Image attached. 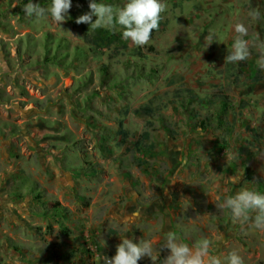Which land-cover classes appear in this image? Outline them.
<instances>
[{
    "label": "rangeland",
    "instance_id": "obj_1",
    "mask_svg": "<svg viewBox=\"0 0 264 264\" xmlns=\"http://www.w3.org/2000/svg\"><path fill=\"white\" fill-rule=\"evenodd\" d=\"M162 2L159 30L136 47L119 27L101 45L99 28L77 24L89 0H71L60 27L26 17L28 0H0V264H103L123 238L151 242L138 264H163L169 232L209 239L222 264L233 251L264 264V231L221 207L264 195V0ZM237 23L249 57L224 63Z\"/></svg>",
    "mask_w": 264,
    "mask_h": 264
},
{
    "label": "clouds",
    "instance_id": "obj_2",
    "mask_svg": "<svg viewBox=\"0 0 264 264\" xmlns=\"http://www.w3.org/2000/svg\"><path fill=\"white\" fill-rule=\"evenodd\" d=\"M70 8L71 0H51L47 9L28 0L22 10L28 18L34 17L37 20L50 18L52 23L60 27L65 22ZM165 11L166 5L162 0H127L123 7L116 9L97 0H89V12L78 17L75 22L89 24L91 30L119 27L123 29L122 38L125 41H130L136 47H143L150 41L152 32L159 30L162 13ZM248 16L253 20H259V9L253 8ZM233 30L232 50L226 55L224 63H237L249 57V41L244 39L248 34L247 27L237 23ZM204 40L207 48L213 43L214 35L210 32ZM259 51L257 66L264 71V42L260 44ZM233 182L237 183L236 180ZM221 207L227 208L231 218L242 227L250 226L264 231V195L244 189L226 198ZM161 248L169 251L163 264H222L220 257L213 254L211 241L207 238L196 241L190 247L178 243L174 233L169 232L166 243ZM153 252L149 241L141 239L139 243H134L131 239L123 238L116 246L113 257H103V264H138L145 257L153 261ZM226 259L227 264H244L242 257L235 251L229 253Z\"/></svg>",
    "mask_w": 264,
    "mask_h": 264
},
{
    "label": "trees",
    "instance_id": "obj_3",
    "mask_svg": "<svg viewBox=\"0 0 264 264\" xmlns=\"http://www.w3.org/2000/svg\"><path fill=\"white\" fill-rule=\"evenodd\" d=\"M51 4V0H41L40 2H39V4H40V6H43V5H46V4ZM105 29H103V28H99L98 29V34H97V37H98V39L100 40V43H101V45H104L105 44V42L107 41V38L104 36L105 35ZM157 31L156 30H154L153 32H152V36H151V38L155 35V33H156ZM103 69H105V71L108 69V67L107 66H103ZM182 104H184L186 107H188V104L186 103V102H182ZM229 109V105H228V103H224L223 104V110H224V112H226V110H228ZM141 110H144V112H146L147 114H151L150 112L152 111L151 110V108H149V107H144V109H141ZM223 117V116H222ZM198 125V128L199 129H202V130H204V131H208V130H210L211 128H213L214 127V123H212L211 122V120L210 119H206V120H204V121H201V122H199V123H197ZM120 132V134H122L124 137H126L127 135H126V133L123 131V130H120L119 131ZM54 206H56L55 208H57V211H56V213L57 214H59L60 212H61V210H65V207H62V206H59V203H57V201H54L53 203H52ZM63 214H65V213H63Z\"/></svg>",
    "mask_w": 264,
    "mask_h": 264
},
{
    "label": "crops",
    "instance_id": "obj_4",
    "mask_svg": "<svg viewBox=\"0 0 264 264\" xmlns=\"http://www.w3.org/2000/svg\"><path fill=\"white\" fill-rule=\"evenodd\" d=\"M263 38H264V37L261 36L262 41H263Z\"/></svg>",
    "mask_w": 264,
    "mask_h": 264
}]
</instances>
